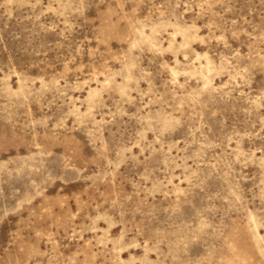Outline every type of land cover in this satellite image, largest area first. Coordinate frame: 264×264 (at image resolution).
<instances>
[{
	"label": "rangeland",
	"instance_id": "obj_1",
	"mask_svg": "<svg viewBox=\"0 0 264 264\" xmlns=\"http://www.w3.org/2000/svg\"><path fill=\"white\" fill-rule=\"evenodd\" d=\"M0 264H264V0H0Z\"/></svg>",
	"mask_w": 264,
	"mask_h": 264
}]
</instances>
